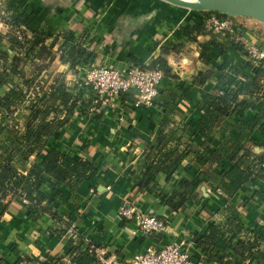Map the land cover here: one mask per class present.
Masks as SVG:
<instances>
[{"label": "crops", "instance_id": "1", "mask_svg": "<svg viewBox=\"0 0 264 264\" xmlns=\"http://www.w3.org/2000/svg\"><path fill=\"white\" fill-rule=\"evenodd\" d=\"M26 1L34 12L35 27L40 23L46 34L68 31L79 35L91 25V38L102 39L93 47L97 52L95 65H151L162 57L175 78L165 77L153 107L135 108L131 95L122 112H106L101 120L81 109L74 113L72 123L50 144L77 159L96 160L97 173L76 194L64 188L65 195L56 199L53 207L50 205L63 221L33 210L27 201L15 200L0 220V264H70L71 236L70 232L64 235V231L71 222L86 242L123 262L148 247L185 242L193 264H212L198 241L211 223H226L230 208L238 212L245 230L261 227L264 237V177L237 190L228 187L226 191L222 183L230 184V176L227 179L222 174L234 170L229 154L240 152L238 164L242 171L252 167L253 157L264 154V71L252 69L241 44L230 36H213L205 31L194 34V39L182 35L181 27L202 24L203 14L184 12L158 0ZM5 4L6 0H0L3 15L8 14ZM101 12L103 15L98 17ZM248 23L237 22V34L247 44L261 43L264 27ZM8 34L5 24L0 28V52H9L12 59L17 53L9 51ZM53 40L49 39L47 45ZM61 44L60 40L55 52ZM163 49L169 53L163 54ZM9 67L10 63L0 57V71ZM25 71L31 77L32 65L28 64ZM72 71L71 62L61 61L58 55L40 82L46 89L57 79L60 83L69 81L65 79H70ZM206 72L211 76L200 87L196 78ZM256 74L262 77V87L251 96ZM12 82L21 83L19 78ZM12 82L0 86V98L13 88ZM74 87L67 84L70 91ZM226 90L237 95L239 102L246 101L248 107L243 111L239 108L229 118L209 120L211 137L203 146L206 135L199 122L209 114L206 111L211 99ZM28 115L26 108L17 115L15 122L21 132ZM243 118L252 125H243ZM245 148L250 150L249 158L245 157ZM205 151L208 155L219 154L220 161L212 166L199 164L198 157ZM182 152V164L170 177L166 169H157L164 156L175 153L176 158ZM153 162H158L151 175L153 182L146 190L137 189L139 175ZM210 168L212 173L205 176ZM182 180L198 185L191 191L192 201L174 211L163 196L179 190ZM44 190L51 195V187ZM129 208L134 210L131 220L121 215V210ZM136 215L156 216L164 220L166 230L155 237H137L133 234L138 229ZM262 244L261 253L245 264H264V241ZM241 263L232 256L231 264Z\"/></svg>", "mask_w": 264, "mask_h": 264}, {"label": "trees", "instance_id": "2", "mask_svg": "<svg viewBox=\"0 0 264 264\" xmlns=\"http://www.w3.org/2000/svg\"><path fill=\"white\" fill-rule=\"evenodd\" d=\"M5 5L8 14L4 13L3 19L9 27L7 36L11 45L9 51L17 54L10 59L9 52H0L1 60L10 63L9 68L0 71V86L11 83L15 78H19L21 83L12 82L13 88L7 95L0 98V220L10 205L19 199L27 201L33 210L48 213L54 220L63 221L50 205L53 207L57 203L56 199L65 195L64 188L76 194L84 183L92 180L97 173L98 162L86 158L77 159L50 144L52 139H56L61 131L72 123V116L78 109L88 115V104L80 91L83 89L86 92V89L83 88L81 81L75 85L73 91H70L67 83L65 81L60 83L58 79L45 89L40 78L49 71L58 55L61 61L71 62L73 71L94 66L97 52L93 47L99 44L100 39L91 38L93 29L89 26H86L79 35L68 31H62L55 36L46 34L37 21L38 26L35 27L34 12L30 10L26 0H6ZM202 32H204L203 24H192L188 28L183 26L180 30L182 35L191 39H194L192 38L194 34ZM51 38L54 40L48 46L47 41ZM60 40L62 44L55 52L54 48ZM166 53L169 51L163 49V54ZM28 64L33 67L31 77H27L25 71ZM150 66L163 71L165 77L175 78L162 57L157 58ZM210 76L208 72L200 73L196 78L198 85L202 87ZM261 81L262 77L256 74L249 95L258 94L262 87ZM126 98L127 96L124 100H127ZM247 107L246 101L239 102L237 95L227 90L218 92L208 103L206 112L209 114L199 122V126L206 135L203 146L211 137V131L207 126L209 120L215 122V120L229 118L239 108L243 111ZM22 108H26L29 115L21 132L19 124L15 122V116ZM96 117L98 120L102 119L101 115ZM242 120L243 125H252L245 118ZM245 149V157L249 158L250 150ZM205 153L198 157V163L201 165L212 166L221 159L217 153L209 155L207 151ZM239 153L228 155L229 160L234 163V170L222 174L227 179L230 176L228 179L230 184L222 182L227 186L226 191L228 187L237 190L245 183L264 177V154L253 157L252 167L249 166L242 171L238 164ZM174 154L169 153L164 156L160 162V168H157L166 169L169 177L175 168L182 164L185 157V152L178 154L176 158ZM157 165L158 162L148 164V169L142 172L136 181L137 189L146 190L150 187L153 182L151 175L158 167ZM211 169L205 176L212 173ZM196 185L198 184L194 181L182 180L179 183V190L171 196H163L166 205L174 211L182 210L192 201L191 191L196 188ZM47 187H51V195L46 194L44 189ZM226 191L221 194L226 196ZM229 211L230 214L224 225L211 223L206 228L204 236L198 241V247L212 264H231L233 255L241 259V264H245L248 259L253 258L257 255L256 253H261L262 250L264 241L262 228L257 227L251 232L245 230L241 225L238 212L232 211V208ZM73 225V222L66 225L64 235L74 229ZM74 231V236L70 238V264H93L96 256L92 250V244L82 238L77 227Z\"/></svg>", "mask_w": 264, "mask_h": 264}, {"label": "built area", "instance_id": "3", "mask_svg": "<svg viewBox=\"0 0 264 264\" xmlns=\"http://www.w3.org/2000/svg\"><path fill=\"white\" fill-rule=\"evenodd\" d=\"M3 13L0 12V28L5 26ZM236 18L221 13H207L203 21L205 33L213 36H230L237 44H241L253 70L264 71V40L256 45L247 44L241 35L237 34ZM82 73L80 78L83 98L88 104L91 115H101L106 112H122L125 96H134L135 108H150L156 105L160 85L165 79L164 72L150 65L127 63L124 67L94 65L90 68H78ZM136 94V95H135ZM121 215L128 220L134 217V210L123 209ZM138 229L133 233L137 237L150 238L166 230L164 220L153 215H136ZM75 229V226H73ZM71 229L70 236L75 234ZM96 256L93 264H193L185 242H175L157 248L148 247L132 259L123 262L120 258L110 255L105 249L92 246ZM23 264H27L24 262Z\"/></svg>", "mask_w": 264, "mask_h": 264}, {"label": "water", "instance_id": "4", "mask_svg": "<svg viewBox=\"0 0 264 264\" xmlns=\"http://www.w3.org/2000/svg\"><path fill=\"white\" fill-rule=\"evenodd\" d=\"M202 14L221 13L234 18L253 19L264 24V0H165Z\"/></svg>", "mask_w": 264, "mask_h": 264}, {"label": "rangeland", "instance_id": "5", "mask_svg": "<svg viewBox=\"0 0 264 264\" xmlns=\"http://www.w3.org/2000/svg\"><path fill=\"white\" fill-rule=\"evenodd\" d=\"M0 7H1V5H0ZM2 11V8H0V12ZM103 12V11H102ZM101 12V13H102ZM103 15V13L102 14H100L99 13V15H98V17H100V16H102ZM206 17H207V14H203V16H202V19L201 20H205L206 19ZM199 20V17H198V19L196 20L195 19V21H198ZM236 20V22H240L241 24H243V25H245V24H249L248 22H250L251 24H257V25H259V26H263L264 27V24H262L261 22H258V21H256V20H253V19H248V18H236L235 19ZM238 20V21H237ZM240 20V21H239ZM248 20H250V21H248ZM252 20V21H251ZM89 28H92V26L90 25L89 26ZM100 42H102V39L100 40ZM145 66V65H144ZM70 77V79H65V80H69V81H66L67 82V84H71V85H77V83L80 81V78L82 77V73L80 72V71H72L71 72V75L69 76ZM78 81V82H77ZM28 105V104H27ZM23 109H25V108H22L20 111H22ZM19 111V112H20ZM18 115V114H17ZM15 116V121H16V119L19 117V116ZM13 124H15V122H13Z\"/></svg>", "mask_w": 264, "mask_h": 264}, {"label": "bare ground", "instance_id": "6", "mask_svg": "<svg viewBox=\"0 0 264 264\" xmlns=\"http://www.w3.org/2000/svg\"><path fill=\"white\" fill-rule=\"evenodd\" d=\"M158 1H160V2H162V3H165V4L172 5V6L177 7V8H180V9H178V10L185 9L184 12H188V11H186V10H189V11H191V12L200 13V12L193 11V10H190V9H187V8H182V7H180V6L173 5V4H171V3H169V2H167V1H165V0H158ZM187 1H191V0H187Z\"/></svg>", "mask_w": 264, "mask_h": 264}]
</instances>
